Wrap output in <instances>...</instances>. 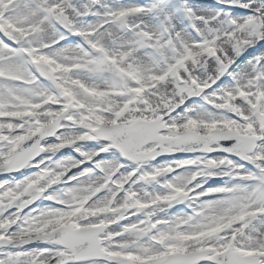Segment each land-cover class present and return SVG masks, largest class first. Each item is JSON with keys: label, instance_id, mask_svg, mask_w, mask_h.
<instances>
[{"label": "snow or ice", "instance_id": "obj_1", "mask_svg": "<svg viewBox=\"0 0 264 264\" xmlns=\"http://www.w3.org/2000/svg\"><path fill=\"white\" fill-rule=\"evenodd\" d=\"M0 264H264V0H0Z\"/></svg>", "mask_w": 264, "mask_h": 264}, {"label": "rangeland", "instance_id": "obj_2", "mask_svg": "<svg viewBox=\"0 0 264 264\" xmlns=\"http://www.w3.org/2000/svg\"><path fill=\"white\" fill-rule=\"evenodd\" d=\"M123 2L131 3V2H137V0H123Z\"/></svg>", "mask_w": 264, "mask_h": 264}]
</instances>
